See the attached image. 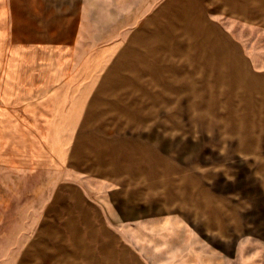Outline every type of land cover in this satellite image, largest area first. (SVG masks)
I'll use <instances>...</instances> for the list:
<instances>
[{"label": "rangeland", "instance_id": "rangeland-1", "mask_svg": "<svg viewBox=\"0 0 264 264\" xmlns=\"http://www.w3.org/2000/svg\"><path fill=\"white\" fill-rule=\"evenodd\" d=\"M73 15L100 100L63 159L0 106V264H172L195 231L211 255L197 264H264V0H78Z\"/></svg>", "mask_w": 264, "mask_h": 264}, {"label": "crops", "instance_id": "crops-1", "mask_svg": "<svg viewBox=\"0 0 264 264\" xmlns=\"http://www.w3.org/2000/svg\"><path fill=\"white\" fill-rule=\"evenodd\" d=\"M77 8L78 0H0V57L9 59L0 64V106L6 118L38 123L48 152L59 159L65 156L62 139L77 136L86 106L100 100L94 80L99 56L84 66L69 45V15ZM192 235V242L176 244L172 264L211 256L197 247L196 231Z\"/></svg>", "mask_w": 264, "mask_h": 264}]
</instances>
